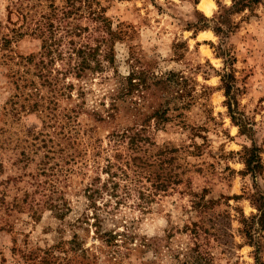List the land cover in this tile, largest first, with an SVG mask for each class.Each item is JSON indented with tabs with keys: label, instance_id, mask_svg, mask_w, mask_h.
Masks as SVG:
<instances>
[{
	"label": "rangeland",
	"instance_id": "obj_1",
	"mask_svg": "<svg viewBox=\"0 0 264 264\" xmlns=\"http://www.w3.org/2000/svg\"><path fill=\"white\" fill-rule=\"evenodd\" d=\"M52 1L64 0H0L1 31L15 34L0 64V264H258V246L264 264V0L231 14L224 35L199 23L233 0H212L209 15L201 0H101L116 36L101 42V70L81 78L65 74L68 42L107 35L87 15L70 19L55 31L64 60L50 63L26 27ZM170 73L184 79L181 100L173 89L143 100L126 90L128 75ZM165 100L170 121L156 127L148 119ZM143 124L134 147L125 134ZM253 147L257 178L244 157ZM120 168L117 195L94 205L87 187Z\"/></svg>",
	"mask_w": 264,
	"mask_h": 264
},
{
	"label": "trees",
	"instance_id": "obj_2",
	"mask_svg": "<svg viewBox=\"0 0 264 264\" xmlns=\"http://www.w3.org/2000/svg\"><path fill=\"white\" fill-rule=\"evenodd\" d=\"M262 0H233L232 5L228 8H222V10L219 12V14L214 17L213 19L209 20L205 17H202L203 21L202 23H199V28L202 29H213L217 34L224 35L227 34L231 27L229 26L230 21L229 17L233 13L241 12L245 9H251L252 7L258 5L261 3ZM50 13L42 15L40 19H36L32 22L27 23L28 26L26 27V31H30L32 34H38L41 35L42 38V50L44 51V54L42 53V57H50V63H54L57 60H64V54L62 51H59L58 47H60V43H62L61 38H57L55 36V31L57 29H63V30H69L65 28H69L68 26L71 24L70 19L75 18H83L84 16H88L92 19V21L96 24V28L101 31L104 36L102 41H99L94 46L91 44V42H83L81 44H76L74 41L70 40L68 42V45H70L69 51H68V69H66L65 74H71L75 75L76 78H81L83 75H87L91 72H98L101 70V61L99 59V52L101 50V42H106L107 45L112 42L114 37L116 36L115 31L112 30L111 22L109 19L105 17V9L101 6V0H64L63 5L61 7H57L54 2L52 1L50 3ZM25 19V17H24ZM89 28V27H88ZM29 29V30H28ZM87 29V28H86ZM0 26V64L5 66L8 65V60L13 58L9 52L7 51L10 49L13 39L15 38L14 35L10 34H4L1 31ZM16 32V35L19 29H14ZM13 30V31H14ZM88 30V29H87ZM21 37L23 33H18ZM80 34V33H79ZM81 36V35H78ZM67 37L63 36V38ZM89 38V37H88ZM98 41V40H97ZM2 51H5L2 53ZM58 52V53H57ZM57 53L56 57H53V55ZM55 56V55H54ZM108 52L106 53L105 58L108 57ZM35 56L26 57L21 60V62L24 61V64L33 63ZM44 58H42L37 64H42L43 69L45 70V75H48L49 68H48V62L44 61ZM111 62H113V59L109 57ZM45 62V63H44ZM46 64V65H45ZM47 68V69H46ZM232 76L230 73H226L224 76V81L227 89V95L230 96V92L233 88V85L231 84ZM126 90L128 94H132L136 92L138 94L139 99H146L148 94H146V91L149 93V97L152 96L156 98V90L162 91V99L167 98L166 92L171 91V89L176 90V99L181 100L185 96V86H184V79L180 75H176L175 73H170L169 75H164L162 77H155L154 75H128L126 77ZM165 102L162 105H159L157 109L153 110V113L151 114L150 119H148V122L151 120H154L158 123H156V127L159 126L161 122H168L170 121V117L167 115L170 111L167 107L168 102ZM230 112L232 114L233 120H238L236 116V111L232 109L231 107V101L228 103ZM242 127V133H245L247 130V124L246 123H240ZM147 126L150 125H142L141 129L132 130L133 134L130 136L127 135L128 132L125 134L130 138V144L134 147L137 146V144L140 143L142 140L143 133L145 132ZM173 150L169 151L171 153ZM244 157L246 159V166H247V172L250 173L253 177L257 178V175L261 172L263 169L262 165V159L260 156V151L258 147H253L251 149H246L244 151ZM119 170V168H118ZM120 173L118 171L110 172L107 171L106 174H108V179L102 183L101 186H96L97 183H100L101 179L98 177L97 179L93 180V183L87 187L88 197L93 200V203L95 205L96 199H98L101 196H104L105 192L111 190V196H116L117 193L115 192L118 187V182L115 181V178H124L121 180H125V178L128 177V174L126 170L120 168ZM110 172V173H109ZM169 178V177H168ZM167 178V179H168ZM112 183V186H109V184ZM96 186V187H95ZM167 184L162 181L160 183V188H166ZM165 190V189H161ZM109 195V194H107ZM256 207L259 211V219L258 223L261 225V229L264 230V194L259 193L258 197L256 199ZM97 222H99L98 216H96ZM252 236V235H249ZM251 239V237H250ZM255 241V239L253 240ZM75 240L73 241V243ZM256 243V242H255ZM257 244V243H256ZM258 246V245H257ZM260 251L259 246L256 250V262L258 264H263L259 259L258 253Z\"/></svg>",
	"mask_w": 264,
	"mask_h": 264
},
{
	"label": "bare ground",
	"instance_id": "obj_3",
	"mask_svg": "<svg viewBox=\"0 0 264 264\" xmlns=\"http://www.w3.org/2000/svg\"><path fill=\"white\" fill-rule=\"evenodd\" d=\"M200 7L207 15H209L214 9V3L212 2V0H201Z\"/></svg>",
	"mask_w": 264,
	"mask_h": 264
}]
</instances>
